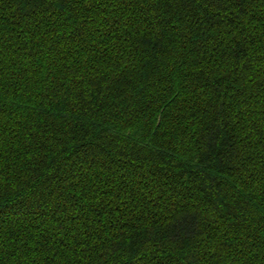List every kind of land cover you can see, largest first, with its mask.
Returning a JSON list of instances; mask_svg holds the SVG:
<instances>
[{
    "label": "trees",
    "instance_id": "1",
    "mask_svg": "<svg viewBox=\"0 0 264 264\" xmlns=\"http://www.w3.org/2000/svg\"><path fill=\"white\" fill-rule=\"evenodd\" d=\"M0 264H264V0H0Z\"/></svg>",
    "mask_w": 264,
    "mask_h": 264
}]
</instances>
